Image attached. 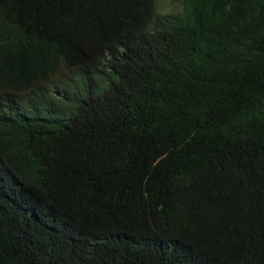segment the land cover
<instances>
[{"label": "trees", "instance_id": "trees-1", "mask_svg": "<svg viewBox=\"0 0 264 264\" xmlns=\"http://www.w3.org/2000/svg\"><path fill=\"white\" fill-rule=\"evenodd\" d=\"M169 1L2 0L0 264H264V0Z\"/></svg>", "mask_w": 264, "mask_h": 264}, {"label": "clouds", "instance_id": "clouds-1", "mask_svg": "<svg viewBox=\"0 0 264 264\" xmlns=\"http://www.w3.org/2000/svg\"><path fill=\"white\" fill-rule=\"evenodd\" d=\"M2 0H0L1 4ZM45 92L43 94L38 95L35 98H28L23 96L22 99L20 96L13 97V95H3L0 96L2 100V107L6 113L4 119L0 120V125L4 126L7 124L15 123L17 119H19V115L24 111V108L27 107L31 111H49L51 113V117H59L60 113L63 111L62 107L59 105V99L61 96H57L58 92L55 84L50 78L44 84ZM45 114H41L40 117H49L47 112ZM20 186L19 178L14 175L2 162L0 159V189L6 191L7 195L10 190H14L15 193L18 192ZM21 208L28 210L30 214L36 215L40 218L38 214H36L37 208L32 205H27L23 201L20 204ZM44 221L42 218H40ZM50 226V225H48Z\"/></svg>", "mask_w": 264, "mask_h": 264}, {"label": "rangeland", "instance_id": "rangeland-1", "mask_svg": "<svg viewBox=\"0 0 264 264\" xmlns=\"http://www.w3.org/2000/svg\"><path fill=\"white\" fill-rule=\"evenodd\" d=\"M158 9L161 13H172L176 7L169 0H159Z\"/></svg>", "mask_w": 264, "mask_h": 264}]
</instances>
